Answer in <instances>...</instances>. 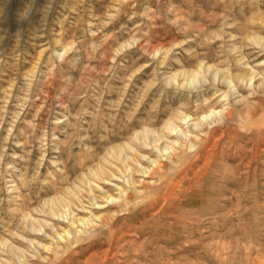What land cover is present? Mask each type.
<instances>
[{"label": "rangeland", "instance_id": "rangeland-1", "mask_svg": "<svg viewBox=\"0 0 264 264\" xmlns=\"http://www.w3.org/2000/svg\"><path fill=\"white\" fill-rule=\"evenodd\" d=\"M261 80L264 0H0V264H264Z\"/></svg>", "mask_w": 264, "mask_h": 264}, {"label": "bare ground", "instance_id": "bare-ground-1", "mask_svg": "<svg viewBox=\"0 0 264 264\" xmlns=\"http://www.w3.org/2000/svg\"><path fill=\"white\" fill-rule=\"evenodd\" d=\"M259 83H260V84H264V81L261 80V81H259ZM212 112H213V111H212ZM203 117H204V119L207 118V116H206V117L203 116ZM169 122H170V121H169ZM192 125H193V126H191V127H194V128L196 127V128H198L199 125L201 126L202 124H201V122H200V123H196V122H195V123H193ZM176 126H177V125H176ZM176 126L173 125V124H171V122H170V124H168V126H166V127H167V129L169 130L170 133H171V131H172V132L174 131V133H175L176 135H178V136L180 135V136L185 137L186 135H188V134H186L185 132L180 131L179 128H178V131H180V133L177 134V133H176V130H177V129L175 130V128H177L178 126H177V127H176ZM188 127H189V126H188ZM191 127H190V129H193V128H191ZM196 128H195V129H196ZM199 128H200V127H199ZM200 129H201V128H200ZM158 132H159V131H158ZM160 133H161V132H160ZM160 135H162V134H160ZM180 136H179V137H180ZM186 138H187V137H186ZM176 142H177V141H174L173 143H176ZM165 145H166V144H165ZM176 145H177V144H176ZM158 147H159V146H158ZM158 147H157V149H158L159 151H164V152H165V150H167L168 147L170 148V145H169V146H167V145H166V146H163V148H160V149H159ZM184 147H185V146H184ZM172 149H173V148H172ZM166 153H167V151H166ZM164 154H165V153H164ZM167 154H169V153H167ZM169 156H170V155H169ZM152 162H153V160H152ZM159 166H160V165H159ZM147 175H148V173H147ZM103 179H104V178H103ZM130 181H131V180H130ZM132 183H133V182H132ZM120 189H121V188H120ZM129 190H130V188H129ZM122 191H123V190H122ZM128 193H129V192H127L126 194H128ZM107 196H108V195H107ZM130 196H131V195H130ZM124 197H125V196H124ZM128 197H129V196H128ZM130 198H131V197H130ZM125 201H126V200H125ZM69 211H70V210H69ZM71 212H72V210H71ZM77 218H78V217H77ZM82 218H83V217H82ZM113 218H114V217H113ZM89 219H90V218H89ZM78 220H79V219H78ZM70 222H71V224L73 223L72 221H70ZM82 222H83V221H82ZM66 234H67V231H66Z\"/></svg>", "mask_w": 264, "mask_h": 264}]
</instances>
